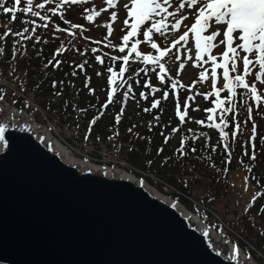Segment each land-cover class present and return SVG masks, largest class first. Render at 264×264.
Returning a JSON list of instances; mask_svg holds the SVG:
<instances>
[{
	"label": "trees",
	"instance_id": "1",
	"mask_svg": "<svg viewBox=\"0 0 264 264\" xmlns=\"http://www.w3.org/2000/svg\"><path fill=\"white\" fill-rule=\"evenodd\" d=\"M5 6L13 7L14 1L8 0ZM25 6L23 0L16 7L23 8ZM49 6L54 7L55 5ZM40 11L44 14L46 10ZM47 14L52 15L51 13ZM16 15L17 20L11 22V13L5 14L0 10V33L4 30L2 27L4 24H8L13 31H22L23 27L26 26L31 29L44 23H48L49 28L37 27L36 34L40 37V42H35V36L32 40L23 41L24 46L22 48L17 45L15 58H13L12 41L20 38H7L3 42L4 54L0 55V76L7 75L21 94L30 96L40 103L49 116H58L62 125L68 128L77 126L84 130V132H81L84 137L92 136L96 142L102 140L104 143L112 145V147L118 149L119 153L127 155L136 165L154 171L180 191L193 196L197 202L182 197L177 191H171L183 199L191 209L209 220L224 235L238 240L237 236L225 227L209 211L208 207L214 208L220 215L225 216L232 227L241 232L256 248L264 251V212L261 211V208L264 207V145L260 144V138L264 137V110L255 107V101L246 90L238 89L235 98H231V93L227 89L221 92V97L225 99L224 106L234 109L233 112L224 114L227 122L225 132L228 133L227 140H224L220 137L219 129L208 127L210 123H220L219 113L221 109L217 108L215 113H209L205 110L204 107L215 106L213 103L215 96L213 94V96L205 99L204 94L212 91V87H203L204 81L200 82L198 77H193L188 82L183 81L175 74V65H168L170 62L168 57L163 61L168 68L166 81L163 84L157 79L156 74L151 71L153 66L143 64L142 59L138 60L135 57V53L130 56L128 65H123L122 59L116 61L110 59L111 57L122 58L130 51L131 44L135 39H141L142 41L137 46L138 51L142 54H155V50L150 48L147 51L145 49L146 46L150 45L143 42L142 32L145 30L144 27L139 30L137 37L129 41L125 53H120L119 47L123 46L122 36L129 31L126 25L119 31L117 38H108L107 41V39L101 38L106 34L93 37L86 32V23L83 24L86 19L74 21V13L72 15L68 13L63 19L53 17L50 21H41L39 17H32L30 14L20 11H17ZM29 20H35L36 25L26 23ZM65 21L69 23H65ZM87 23L92 25L89 21ZM71 24L83 26L82 29H71L76 32L75 38L68 33L55 32L54 25H59L61 28H71ZM92 26L96 28V25ZM104 29L107 32L105 27ZM54 32L55 34H53ZM156 35L154 34V38ZM84 37H88V39H84ZM97 41H100V43H97ZM109 43L115 47H110ZM61 44L67 51L56 55V51ZM92 48H96L98 51L93 54L90 51ZM76 49L80 51L78 52ZM85 49H89V51L82 56L80 52H84ZM22 52L23 55H21ZM37 53H40V55H37ZM95 55L102 56L105 64L101 65L96 61ZM53 56H55V60L62 62L60 67L56 68L52 65L45 67L48 61L53 59ZM55 60H53V64H55ZM85 60H87V63L84 71H81L76 67V64ZM109 66L117 72L122 66L126 67L127 70L123 79L132 77L129 82L133 84L135 99L130 98L122 105V93L125 89L121 88L117 91L113 102L108 108L102 109L101 105L106 102L107 94L113 87L107 80L110 74L106 72V68ZM142 67L148 68L149 71L147 74L140 73L139 76H136V73ZM73 70L77 73L75 76L71 75ZM9 71H12L11 75H8ZM97 72L102 73V75L97 76ZM66 73L67 75H65ZM87 78H90V82L88 87H85ZM137 79L140 81L139 84L133 82ZM53 80L57 82L63 80V87L61 88V85L57 83V88L54 90L51 86ZM147 80H150L151 84L160 88L161 91L157 92L155 97L149 95V98L145 100L140 97V93L144 92L146 95L150 93V89L144 86ZM173 80L179 82L176 90L171 89V81ZM193 82H196L194 87H192ZM119 83H121V78L118 76L117 84ZM249 83L251 84V82ZM180 85L184 87H180ZM89 88L95 89V93L90 92ZM201 88L204 101L202 103L199 93ZM2 90L7 92L8 99L15 104L27 106L29 109L34 107L24 97H21L23 95L17 93L10 86L2 85ZM56 91H61L62 94L56 96L54 94ZM164 91L169 92V98L166 101L161 100L160 107L163 108V111L152 109L151 112H144L143 109L150 108L151 101L159 99ZM177 92L179 93L180 111L182 113L186 97H195L194 100L188 101L192 107H188V115L185 117L183 124L180 123L179 117L176 115L175 95ZM137 100L139 104H137ZM198 105H201V108L197 110ZM122 106L124 107V115L120 123L116 124L115 116L120 112ZM249 107L253 109L252 119L245 124L243 122L248 118ZM81 109H86V111H81ZM101 111H103L102 116L99 115ZM39 114L41 115V112ZM210 115L214 117L213 121L207 120ZM97 116H99V119L96 120L95 124H91L90 122ZM155 116H159V120L154 119ZM201 119L205 120L204 125L194 122ZM236 122L241 123V131L233 136ZM149 123L152 125L151 130H149ZM253 123L256 124L257 133V139L254 141L257 145V158L254 161L251 159V142H248ZM133 125H135V128L129 132L128 129L132 128ZM221 126L224 127V124ZM174 127H179L181 130L173 133L172 128ZM189 129L200 132L208 131L215 139L199 138L193 140L191 139L193 134ZM162 132L163 135H161ZM165 136L169 137L167 143L164 142ZM185 137L188 138L185 140V152L189 154L181 157L176 150ZM224 143L229 144L228 150L223 148ZM161 147L163 152L158 154V149ZM191 147H195L197 152H189ZM213 147L216 148L215 151H212ZM245 151L248 152V155L244 154ZM229 152L231 153L230 159H228ZM166 157L170 159L165 161ZM234 169L244 170L256 190L255 202L252 200L244 212L230 210V171ZM195 173H198L199 176L194 177ZM197 185L202 188L200 191H195ZM231 213L235 215L232 216ZM242 243L251 250L246 243Z\"/></svg>",
	"mask_w": 264,
	"mask_h": 264
},
{
	"label": "water",
	"instance_id": "2",
	"mask_svg": "<svg viewBox=\"0 0 264 264\" xmlns=\"http://www.w3.org/2000/svg\"><path fill=\"white\" fill-rule=\"evenodd\" d=\"M0 127V264L248 260L237 243L144 178L66 159L45 126L2 100Z\"/></svg>",
	"mask_w": 264,
	"mask_h": 264
},
{
	"label": "snow or ice",
	"instance_id": "3",
	"mask_svg": "<svg viewBox=\"0 0 264 264\" xmlns=\"http://www.w3.org/2000/svg\"><path fill=\"white\" fill-rule=\"evenodd\" d=\"M8 0H0V10L3 13L9 14L11 13V22L17 20V11L28 13L32 17H39L41 21H50L53 17H58L59 19L64 18V10L67 5H77V4H86L88 0H24L25 7L18 8L21 4V0H14L13 7H7L5 4ZM106 4L109 8H115L117 6L118 0H105ZM54 4L55 6H49ZM123 7L127 10V16L133 21L131 23L129 31L125 35L122 36L123 46L119 47L120 53H125L126 47L130 40L134 37H137L139 30L142 26H144V31L142 32L143 42L150 45L152 50H155V54H142L137 50V46L142 43L141 39H135L131 44L130 51L121 57H111L112 61H116L122 59L123 65L129 64V58L132 53H135V57L140 60L142 59L143 64L152 65L151 71L156 74L157 79L163 84L166 81V76L168 74V68L166 64L163 62L166 57L173 60V63L176 61H181L177 68V72H182L185 68V64L188 61L195 60L196 67H203V64H211V77H212V91L204 94L205 99L215 96L213 103H215L216 108H208L206 109L209 113H215L216 109H221L220 123H210L208 127H213L219 129L220 137L224 140H227L228 133L225 132V127L227 126V122L225 120V113L233 112L234 109L231 107H225V99L221 98V92L224 89H227L231 93V98H235L238 94V89L246 90L251 98L255 101V107L257 109L264 110L262 106H264V94H261L257 88L255 82L251 84L248 81V77H252L253 81H259L261 84H264V0H130V3H126ZM40 10H46L44 14ZM83 13H85V19L89 22L94 23L95 17H99L102 12L107 11V9L101 7L99 10L96 7L84 8L82 9ZM47 13H51L49 16ZM111 21L115 22L117 20V12L111 11L110 13ZM191 16L194 19V22L190 27L185 25L187 30L183 31L182 34H179L178 37L175 35L180 33L181 26L185 21L189 19ZM169 18L171 22H169ZM26 23L31 25H36L35 20H29ZM65 23H69L65 21ZM213 23L217 26H226V30L223 32V38H221L218 43L217 37L221 36V32L219 28L216 30H209L213 27ZM124 24H128V20L124 21ZM3 32L0 33V55L4 54L5 48L3 46V42L6 41L9 37H19L20 39H13V58H15L17 45L21 48L24 46L23 41L32 40L35 36V42H40V37L36 34L37 27L49 28L48 23H44L42 25H36L31 29L29 27H23L22 31H13L12 28L8 24L2 25ZM82 25L79 24H71V28H61L59 25H54L55 32L68 33L73 38L76 37V32L71 29H82ZM107 28V36H111L113 34V27L111 23L106 24ZM55 32L53 34H55ZM171 32L173 34L170 46L164 47L160 43H157L156 40L159 38L168 39V33ZM193 33L195 35V55L193 57L192 54L187 56L186 60H182V56L180 54V48L184 47V44H187L189 40V34ZM208 33V34H205ZM234 33H236L235 40L239 41L234 45ZM27 34V35H26ZM154 34H158V37L154 39ZM84 39H88V37H84ZM107 39V37L105 38ZM183 42V43H182ZM46 43V41H45ZM100 43V41H97ZM180 46L179 48L177 46ZM220 45H226L225 50L222 53V62H218V56L212 55L211 50L215 49ZM110 47H115L109 43ZM74 47V46H73ZM172 49H176V53L174 54V58L170 57L169 54L172 52ZM67 51V49L61 44V46L57 49L56 55ZM76 51H80L76 49ZM89 49H85L84 52H80L83 56ZM90 51L95 54L98 50L96 48L90 49ZM185 51L191 53V49H185ZM24 53L22 52L21 55ZM40 55V53H37ZM205 55L207 59H205ZM53 60H55V56H53L52 60L48 61V65H52L53 67H60L61 61L55 60V64H53ZM95 60L98 61L101 65L105 64V60L100 55H95ZM87 60L76 64V67L81 71H84L85 64ZM242 65V69L241 66ZM222 70V79L224 81L222 88L217 87L218 83V73L217 70ZM256 69V71H253ZM126 67H121L119 72L115 71L113 67L109 66L106 68V72L110 75L107 77L108 83L113 85L111 90L107 94V100L104 104L101 105L102 109H107L108 106L113 102V98L115 97L117 91L121 88L125 90L122 93V105L127 102L128 99H135V95L133 94V84L129 82L132 80L130 76L128 79H123L124 74L126 72ZM158 70V71H157ZM149 71L148 68L142 67L139 69V72L136 73V76H139L140 73H145ZM207 69L201 71L199 73V81L203 82L207 79L206 77ZM233 73L234 75L230 74ZM77 73L75 70L71 73V75L75 76ZM67 75V73L65 74ZM97 76H101L102 73L97 72ZM121 78V83L117 84V77ZM90 82V78H87L85 81V87H88V83ZM134 83L139 84L140 81L134 80ZM57 83L63 87L64 81L61 80L57 82L56 80L52 81V88L55 90L57 88ZM178 81H171V89L176 90L178 87ZM196 82H193L192 87L195 86ZM145 87L150 89V93L146 95L144 92L140 93V97L142 99L147 100L149 95L155 97L157 92H160L161 89L155 87L151 84L150 80L145 82ZM39 87V85H37ZM180 87H184L180 85ZM89 91L95 93V89L89 88ZM56 96H60L61 91H56L54 93ZM169 92L164 91L159 99H153L151 101V107H146L143 109L144 112H151L152 109H159V111H163V108L160 107L161 100H168ZM4 96L0 95V100H3ZM194 96H187L185 100V109L183 113L180 111V102H179V93L177 92L175 95L176 100V115L179 117V121L181 124L185 122V117L188 115V101L194 100ZM139 104V101H136ZM94 107V105H93ZM81 111H86V109H81ZM252 107L248 108V118L243 123H248V120L252 119ZM100 116L103 115V111L100 112ZM124 115V107L122 106L120 112L115 116L116 124L120 123L122 116ZM99 119V116L94 118L90 123L95 124L96 120ZM154 119L159 120V116H155ZM191 119V117H189ZM213 116H208V121H213ZM196 124L204 125L205 120H196L194 121ZM224 124V127L221 125ZM151 123H149V130H151ZM135 128V125L132 128H129L128 131L131 132L132 129ZM235 131L233 132V136L241 131V123L236 122L234 125ZM181 129L179 127L172 128V132H179ZM189 131H192L189 129ZM5 129L0 127V140L4 138ZM118 134V133H116ZM163 135V132L161 133ZM201 135H205L201 133ZM200 137L193 135L191 139L198 140ZM207 139V137H205ZM99 139V137H97ZM188 138L185 137L180 142V147L176 150L177 153L181 157L188 155V152H185V140ZM257 139L256 133V124L253 123L251 129V136L249 137V141L251 142V159L254 161L257 158L256 152V143L254 142ZM169 140L168 136H165V143ZM219 143V141H218ZM260 144L264 145V137L260 138ZM223 148L225 150L229 149V144L224 143ZM216 148L213 147L212 151H215ZM163 152V148L158 149V154ZM189 152L195 153L197 149L195 147H191ZM245 155H248V152L245 151ZM231 158V153H228V159ZM170 159L169 157L165 158V161ZM151 163V161H149ZM256 197H253V202H255ZM261 211L264 212V207L261 208ZM240 249L239 247L235 248V254L239 256ZM252 257L249 254L247 261H241L240 264H251Z\"/></svg>",
	"mask_w": 264,
	"mask_h": 264
},
{
	"label": "rangeland",
	"instance_id": "4",
	"mask_svg": "<svg viewBox=\"0 0 264 264\" xmlns=\"http://www.w3.org/2000/svg\"><path fill=\"white\" fill-rule=\"evenodd\" d=\"M126 3H130V0H118L117 6L115 8H109L108 5L106 4L105 0H88V2L86 4L67 5L66 9L64 11H66L65 12L66 14L69 13V14L72 15V13H74V17H75L74 21H79L80 19L85 20V18H84L85 17L84 16L85 13H83L82 9L86 8V5H87L88 8L96 7L97 10H99L101 7L107 9V11L102 12L99 17H95V20H97V21H95L94 23L91 22L92 25H96V28L94 26H92V25H89L87 23V20H85L83 22V24L86 23L85 31L90 33L93 37H96V35L100 36V35L106 34L104 27L106 28V24H108V23H111L112 27L113 26L119 27V25L121 23H123L125 20H128V25H130V22L132 20L127 16V10L123 7V5L126 4ZM108 11H110V12L111 11H116L117 12V20L115 22L111 21V16H110V14H108ZM171 19L172 18H169V22H171ZM193 22H194V19L191 16H189V19L187 21H185L184 24H182L180 33H177L175 35L178 37L179 34H182L183 31L187 30L185 28V25L190 27V25ZM217 28H219V30L221 32V36L217 37L216 43H218V41L221 38H223V32L226 30V26L225 25L217 26V25H215L213 23V27L209 30V32L213 31V30H216ZM113 32H114V30H113ZM205 34H208V33H205ZM236 35L237 34L234 33V45L233 46H235V43L239 42V41L235 40ZM85 36H87V35H85ZM172 36H173V34L171 33V35L168 36L167 40H165L164 38H159V42L162 44V46L168 47V46H170V43H171V39L169 40V38L170 37L172 38ZM106 37L108 39L107 35H103L101 38H106ZM104 48H105V46H104ZM145 49L147 51H148V49L150 50V46H146ZM185 49H191V53L185 51ZM224 49H225V45H220V46L216 47L215 49H212L211 50V54L212 55H217L218 56V61H219L221 53L224 51ZM172 51L175 52L176 49H172ZM195 51H196L195 50V35L193 33H190L189 34V40H188L187 44H184V47L180 48V54L182 56V60H186L187 56L189 54H192L193 57H194ZM205 59H207L206 55H205ZM180 62L181 61H179V63ZM195 63L196 62L193 59L192 61H188L185 64L184 70L182 72H180L181 76H182V78L184 80H187V79L189 80L191 77H195L196 75L199 77V73L201 71H204L205 69H207L206 75L207 74H209V75L211 74V64L210 63L209 64H203V67H196V66H194ZM177 64H178V61H177ZM240 67H242V65ZM11 73H12V71H9L8 75H11ZM3 77H4L3 81H6V80L8 81V79L5 76H3ZM252 82H254V81H253V79L251 77V83ZM259 84L260 85L256 84L257 88H258V90H259V92L261 94H264V84H261L260 82H259ZM1 92L2 91H0V94L3 95L4 97L8 96L7 93H1ZM32 111L35 114L39 113L38 112L39 110L37 108H35V107L32 109ZM38 117L42 118L41 115L38 116ZM39 120H41V121L42 120H44V121L45 120H53V123L51 125L54 126V128L56 130V133L58 135L57 137L60 138L63 142H65V145L66 146L68 145L69 148L70 147H74L73 149H75L76 152L81 154L80 151H82V153H83L84 150L82 148H83V145H84V141H80L77 138V136H76L77 133H79L78 130H77L78 129L77 126L74 127V128H70V127L68 128L67 126H62L60 118L58 116H56V115H54V119H52L51 116L48 115V116H44L42 119H39ZM81 132H84V130H81ZM201 133H203L205 135H201ZM191 134L199 136V137H203V138L207 137V138H210V139H215V137L211 133H209L208 131L200 132V131H197V130H192ZM82 137L85 138L84 136H82ZM68 138H71L73 140V142H71ZM66 141H69L72 144L69 143V142H66ZM74 142L75 143L78 142V144H77L78 147L73 145ZM100 146H102V145H97V149L99 147V151H96V153L98 155H102L101 153H102V150H103L102 148L103 147H100ZM104 150H106V149H104ZM73 154L76 157L80 158L75 153H73ZM105 155L107 157H104L103 159L99 158L97 163H99V162L104 163L105 161H108L106 158H108L110 156H108V154H106V153H105ZM124 160L120 161V164H121L122 167L128 168L129 170L131 169V171H134L136 173V175H141V173L137 172V171H140L142 169H140L138 167H133V166L127 165V164H125L126 161H124ZM146 171L147 172L143 171V173H146V175L150 177V178H148L145 175L146 179L150 183H152L155 186L159 187L160 191H162L163 193H166V194L167 193H171V194L175 195L172 192H175L177 189L173 185L168 184V183H163V181H160V180L156 179V176L153 173L149 172L148 170H146ZM201 189L202 188L198 187V185H197L195 191H200ZM182 194H183L182 197L187 198V199H190L192 197L190 195L187 196L184 193H182ZM255 196H256V190L253 188L252 183L250 182V180H249L248 176L246 175L245 171L242 170L240 172H238V171L232 172L231 175H230V194H229L230 210H236V211H239V212L244 211L250 205V203L253 200V197H255ZM231 215L234 216L235 214L231 213ZM241 236L244 237L242 234H241ZM242 241L244 243H248L244 239H242ZM251 247L253 248V245H251ZM255 252H256L257 257H259V261L264 264V251H263V249H258L257 248V249H255Z\"/></svg>",
	"mask_w": 264,
	"mask_h": 264
},
{
	"label": "bare ground",
	"instance_id": "5",
	"mask_svg": "<svg viewBox=\"0 0 264 264\" xmlns=\"http://www.w3.org/2000/svg\"><path fill=\"white\" fill-rule=\"evenodd\" d=\"M49 132V131H48ZM55 143H56V145H57V147L60 149V151H61V153H62V155L66 158V159H68V160H70V161H73V162H77V163H79V164H82V165H84V166H92V167H95V168H102L103 166H101V164H98V163H94V162H90V161H88V160H84V159H81V158H78V157H76L74 154H73V151L68 147V146H66L64 143H61L58 139H56V141H55ZM82 161H83V163H82ZM104 166H106V165H104ZM107 168H110V166H106ZM115 169V168H114ZM114 169H109V170H111V171H113ZM116 170H118V168H116ZM123 172H125V173H127V174H130V175H132V176H136L134 173H131V172H129V171H127V170H125V171H123ZM148 183V182H147ZM159 194H163L160 190H156ZM165 195V194H164ZM188 209V208H187ZM189 211L190 212H193V211H191L190 209H189ZM198 217V216H197ZM199 218V217H198ZM253 264H262V263H260L259 261H253Z\"/></svg>",
	"mask_w": 264,
	"mask_h": 264
}]
</instances>
